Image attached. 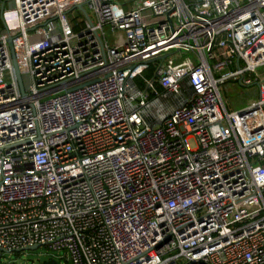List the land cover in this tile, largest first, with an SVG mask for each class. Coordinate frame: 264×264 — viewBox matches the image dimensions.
Listing matches in <instances>:
<instances>
[{"label":"built area","instance_id":"built-area-1","mask_svg":"<svg viewBox=\"0 0 264 264\" xmlns=\"http://www.w3.org/2000/svg\"><path fill=\"white\" fill-rule=\"evenodd\" d=\"M4 5L0 252L264 264V0Z\"/></svg>","mask_w":264,"mask_h":264},{"label":"rangeland","instance_id":"rangeland-1","mask_svg":"<svg viewBox=\"0 0 264 264\" xmlns=\"http://www.w3.org/2000/svg\"><path fill=\"white\" fill-rule=\"evenodd\" d=\"M123 2V0H116ZM75 14V10L72 12ZM254 87L247 90L240 88L237 85H230L225 91H221L223 102L228 109H241L246 98L255 96ZM49 261H54L56 264H68L64 258L63 252H56L48 249L45 246H40L35 250H26L21 252H0V264H45Z\"/></svg>","mask_w":264,"mask_h":264},{"label":"water","instance_id":"water-1","mask_svg":"<svg viewBox=\"0 0 264 264\" xmlns=\"http://www.w3.org/2000/svg\"><path fill=\"white\" fill-rule=\"evenodd\" d=\"M78 9H81V6H77ZM0 12L2 14L3 12V6H1L0 8ZM7 43L9 44V47H10V51H11V55H12V61H13V66H14V69H15V75H16V79L20 85V75H19V72L17 70V66H16V62H15V57H14V53H13V50H12V45H11V38H8L7 40ZM39 246L35 245V246H32V247H27L25 248L23 251H26V250H35L37 249ZM17 252H21V251H17ZM45 264H56L54 261H49Z\"/></svg>","mask_w":264,"mask_h":264},{"label":"crops","instance_id":"crops-1","mask_svg":"<svg viewBox=\"0 0 264 264\" xmlns=\"http://www.w3.org/2000/svg\"><path fill=\"white\" fill-rule=\"evenodd\" d=\"M0 8H1V6H0ZM5 9H6V6L4 5L2 14L0 12V31L3 28L2 20L13 15V14H9V13L5 12Z\"/></svg>","mask_w":264,"mask_h":264}]
</instances>
